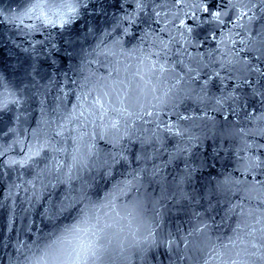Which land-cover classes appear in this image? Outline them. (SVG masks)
<instances>
[{
  "label": "water",
  "instance_id": "water-1",
  "mask_svg": "<svg viewBox=\"0 0 264 264\" xmlns=\"http://www.w3.org/2000/svg\"><path fill=\"white\" fill-rule=\"evenodd\" d=\"M253 59L249 0H0V153L39 151L0 160V264L57 256L78 228L95 264H264Z\"/></svg>",
  "mask_w": 264,
  "mask_h": 264
},
{
  "label": "clouds",
  "instance_id": "clouds-1",
  "mask_svg": "<svg viewBox=\"0 0 264 264\" xmlns=\"http://www.w3.org/2000/svg\"><path fill=\"white\" fill-rule=\"evenodd\" d=\"M180 0H178V3ZM202 7V6H201ZM213 16H221L220 12H214ZM63 27V23L57 25ZM75 209L70 210L63 218V222H71V216L75 214ZM95 233L88 228H78L76 234L66 240L59 255L49 258L42 255L34 258L30 264H95L94 252Z\"/></svg>",
  "mask_w": 264,
  "mask_h": 264
},
{
  "label": "snow or ice",
  "instance_id": "snow-or-ice-1",
  "mask_svg": "<svg viewBox=\"0 0 264 264\" xmlns=\"http://www.w3.org/2000/svg\"><path fill=\"white\" fill-rule=\"evenodd\" d=\"M216 2L219 3L220 0H216ZM249 2L256 4L258 6H264V0H249ZM136 7L140 8L142 7V5L138 2ZM209 7H210V3H207V2L204 3L202 5V11L207 12L209 10ZM243 16H248L250 20L253 18L252 16H249L248 12H244L242 14V17ZM213 17L217 19L219 18L218 16H213ZM126 19H128L130 23H135V20L132 17H126ZM183 24H184V21H181V25ZM125 31H127V29ZM246 63H247V69L250 73V76L245 78L244 86L259 84L261 81H264V62L257 64L255 62V59H253L251 61H246ZM252 77H256V79H253ZM73 83L75 82L73 81ZM52 87L56 88L57 85L52 84ZM233 87L238 88L240 87V85H238L235 81H233ZM37 155H39V151L34 153L33 156H28L27 152H25V160L17 161V160H8L5 158L3 153H0V160H2L3 163H5L8 166H12L13 164H19L21 167H23L27 160L32 159ZM24 211H25V216H28L29 214H31L33 211L32 204L29 203L27 208ZM46 212L47 210H45V213Z\"/></svg>",
  "mask_w": 264,
  "mask_h": 264
}]
</instances>
